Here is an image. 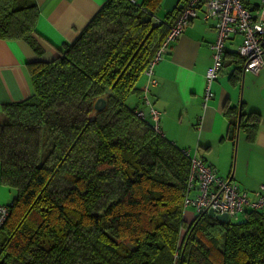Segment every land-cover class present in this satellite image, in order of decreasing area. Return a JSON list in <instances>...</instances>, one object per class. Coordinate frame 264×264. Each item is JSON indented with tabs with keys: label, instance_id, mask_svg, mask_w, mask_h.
Wrapping results in <instances>:
<instances>
[{
	"label": "trees",
	"instance_id": "trees-1",
	"mask_svg": "<svg viewBox=\"0 0 264 264\" xmlns=\"http://www.w3.org/2000/svg\"><path fill=\"white\" fill-rule=\"evenodd\" d=\"M163 2L107 0L58 56L30 62L31 96L3 105L0 182L15 197L0 264H264L261 209L223 222L185 206L191 154L156 127L140 83L181 10L161 17ZM38 16L35 0H0V37L42 50ZM241 114L252 135L259 112Z\"/></svg>",
	"mask_w": 264,
	"mask_h": 264
},
{
	"label": "crops",
	"instance_id": "crops-1",
	"mask_svg": "<svg viewBox=\"0 0 264 264\" xmlns=\"http://www.w3.org/2000/svg\"><path fill=\"white\" fill-rule=\"evenodd\" d=\"M35 1L39 16L33 36L42 50L24 39L0 37V117L5 103L31 96L30 62L58 56L60 48L77 38L107 0ZM217 22L216 17L205 19L200 11L170 42L155 65L157 82L149 86L148 95L159 111L164 136L253 193L264 186V69H246L237 51L242 36H233L226 42V52L231 55L212 84L214 95L205 104L206 74L214 61ZM140 83L147 86L148 76L144 75ZM228 105L237 106L236 112L227 114ZM240 107L245 112L257 111L260 117L252 135L240 127L239 135L231 137L230 123L233 118L239 123ZM12 193L0 182V203H12ZM261 210L264 213V208Z\"/></svg>",
	"mask_w": 264,
	"mask_h": 264
},
{
	"label": "built area",
	"instance_id": "built-area-1",
	"mask_svg": "<svg viewBox=\"0 0 264 264\" xmlns=\"http://www.w3.org/2000/svg\"><path fill=\"white\" fill-rule=\"evenodd\" d=\"M200 11H203L205 19L218 18V35L212 44L214 61L206 74L208 89L204 96L205 104L214 95L212 84L224 67L226 42L233 36H242L237 51L245 61L246 69L255 72L264 69V0H182L180 12L146 72L148 84L144 87V98L146 103L151 105V113L158 128L159 111L152 107L148 95L149 84L157 82L154 77L155 65L162 59L170 42L185 31L193 19L199 16ZM187 153L190 154L188 151ZM190 159L191 195H187L185 206L196 207L198 212L213 208L217 214L228 213L230 219L238 218L246 209L264 208V186L253 194L249 193L239 189L229 178L219 175L215 167L205 163L198 155H191ZM9 215V204L0 203V230Z\"/></svg>",
	"mask_w": 264,
	"mask_h": 264
},
{
	"label": "water",
	"instance_id": "water-1",
	"mask_svg": "<svg viewBox=\"0 0 264 264\" xmlns=\"http://www.w3.org/2000/svg\"><path fill=\"white\" fill-rule=\"evenodd\" d=\"M176 6H180L181 7L182 6V0H164V2H163V7L166 10H170L173 7H176ZM104 106H105V99H103V98L99 99L97 101V103H96L97 109L102 110L104 108ZM241 112H242V107H240L237 135H239V130H240V121H241V116H242ZM209 214L212 215V216H216L218 219H220L223 222H228L230 220V216H229L228 213L217 214L214 211V209H210L209 210Z\"/></svg>",
	"mask_w": 264,
	"mask_h": 264
},
{
	"label": "rangeland",
	"instance_id": "rangeland-1",
	"mask_svg": "<svg viewBox=\"0 0 264 264\" xmlns=\"http://www.w3.org/2000/svg\"><path fill=\"white\" fill-rule=\"evenodd\" d=\"M157 14L159 15V16H161V17H164L165 16V8L163 7V9H158L157 10ZM147 108H148V106H146ZM0 121H2V120H0ZM186 150V149H185ZM188 151V150H187ZM189 152V151H188ZM190 153V152H189ZM200 157V156H199ZM202 158V157H201ZM203 159V158H202ZM204 160V159H203ZM205 161V160H204ZM205 163H207L206 161H205ZM207 164H209V163H207ZM214 167V166H213ZM13 190V189H12ZM13 194H15V191H13V193H12V197H13ZM210 209H213V208H209V209H207L206 211L207 212H209V210ZM214 211L215 212H217L215 209H214ZM196 214L197 213H193L192 211H191V209L189 208V209H187V212H186V216H185V219L186 220H188V221H192V219H193V217H195L196 216Z\"/></svg>",
	"mask_w": 264,
	"mask_h": 264
},
{
	"label": "bare ground",
	"instance_id": "bare-ground-1",
	"mask_svg": "<svg viewBox=\"0 0 264 264\" xmlns=\"http://www.w3.org/2000/svg\"><path fill=\"white\" fill-rule=\"evenodd\" d=\"M241 189V188H240Z\"/></svg>",
	"mask_w": 264,
	"mask_h": 264
}]
</instances>
